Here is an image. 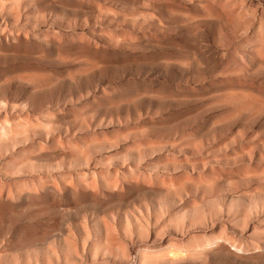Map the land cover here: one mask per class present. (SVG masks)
Masks as SVG:
<instances>
[{"label":"rangeland","instance_id":"obj_1","mask_svg":"<svg viewBox=\"0 0 264 264\" xmlns=\"http://www.w3.org/2000/svg\"><path fill=\"white\" fill-rule=\"evenodd\" d=\"M47 263L264 264V0H0V264Z\"/></svg>","mask_w":264,"mask_h":264},{"label":"bare ground","instance_id":"obj_2","mask_svg":"<svg viewBox=\"0 0 264 264\" xmlns=\"http://www.w3.org/2000/svg\"><path fill=\"white\" fill-rule=\"evenodd\" d=\"M48 112H49V111H48ZM54 113H55V112H54ZM50 114H51L52 116H50ZM50 114L46 113V115H45L46 118H47V117H48V118H49V117H53L52 112H51ZM56 114H57V113H56ZM56 114L54 115V117H55V116H58V115H56ZM48 115H49V116H48ZM82 115H83V114H82ZM19 117H20V116H19ZM84 117H85V116H84ZM46 118H45V120H47ZM55 118H57V117H55ZM8 120H9V119H8ZM54 120H55V119H54ZM78 120H79V119H78ZM78 120H76L77 123H78ZM6 121H7V120H6ZM14 121H15V120H14ZM49 121H51V120L49 119ZM56 121H58V119H57ZM7 122H8V121H7ZM8 123L10 124V123H12V122L9 121ZM8 123H7V124H8ZM27 123H28V122H27ZM52 123H54V122H52ZM10 125H11V124H10ZM67 125H68V124H67ZM11 126H12V125H11ZM11 126H10V127H11ZM27 126H28V125H27ZM42 126H43V125H42ZM12 127H14V126H12ZM43 128H44V127H43ZM2 129H3V128H2ZM5 129H6V128H4L3 130L5 131ZM9 129H10V128H9ZM14 129H15V127H14ZM10 130H11V129H10ZM10 130H9V133H10ZM23 130H24V129H22L21 131H23ZM55 130H56V129H55ZM55 130H53V131H55ZM11 131H12V130H11ZM35 131H36V130H35ZM48 131H49V130H48ZM17 132H18V130H17ZM51 132H52V131H51ZM51 132H50V133L48 132V133L51 134ZM3 133H4V132H3ZM13 133H15L14 130H13ZM13 133L11 132V134H13ZM55 133H56V132H55ZM13 135L16 136L17 134L15 133V134H13ZM52 135H55V134L52 133ZM8 136H9V135H8ZM8 136H7V134H6V137H8ZM15 136H13V137H15ZM50 136H51V135H50ZM50 136H49V137H50ZM11 137H12V136H11ZM117 137H118V136H117ZM8 138H10V136H9ZM56 138H59V139H60L59 136L56 137ZM56 138H54V139L56 140ZM93 138H94V137H93ZM107 140H109V139H107ZM101 141H102V140H101ZM97 142H98V141H97ZM110 142H111V141H110ZM92 143H93V144H92ZM95 143H96V140H95ZM102 143H103V142H100V144H102ZM91 144H92V145H91ZM96 144H97V143H96ZM103 144H104V143H103ZM68 145H69V144H68ZM87 145H89V146H90V145H91V146H94L95 144H94V141H93V142H91V143H89V144H87ZM89 146H88V147H89ZM95 146H96V145H95ZM61 147L65 149V147H63V146H61ZM61 147H58V148H61ZM139 147H140V146H139ZM141 147H142V146H141ZM58 148H56V149H58ZM62 148H61V149H62ZM64 149H62V150H64ZM87 149L91 150V147H90V148H87V147H86L85 151H83V153H84V152H85V153H84V155H82L81 157L85 156L84 158H87V157H86V155H87L86 150H87ZM107 149H108V148H107ZM54 150H55V149H54ZM54 150H48V151L51 152V151H54ZM59 150H60V149H58V151L55 150L57 153H55V151L53 152V153H55V156H54L55 158H56V154H58V153L60 154V153H62V152L64 153V151H66V150H64V151L61 150V152H59ZM77 150H78V149H77ZM87 151H88V150H87ZM44 153H45V152H44ZM65 153H66V152H65ZM68 154H69V153H68ZM68 154H67V155H68ZM76 154H77V153H76ZM85 154H86V155H85ZM38 155H40V154H38ZM38 155H36V156H38ZM60 155H61V154H60ZM60 155H59V156H60ZM74 155H75V154H74ZM74 155H73V158H75ZM42 156H44V155H42ZM38 157H39V156H38ZM57 157H58V156H57ZM109 157H110V156H109ZM48 158H50V156H48ZM79 158H80V156H79ZM79 158H78V159H79ZM51 159H52V158H51ZM53 159H54V158H53ZM75 159H77V158H75ZM108 159H112V156H111L110 158H107V160H108ZM80 160H81V159H80ZM107 160H106V161H107ZM100 161H101V160H100ZM83 162H84V161H83ZM70 163H71V162H70ZM79 163H80V161L78 162V164H79ZM102 163H104V161H103ZM83 164L85 165V163H83ZM96 164H97V163H96ZM81 165H82V164H81ZM101 165H102V164H101ZM108 165H109V164H108ZM86 166H87V165H86ZM110 166H112L111 163H110ZM131 169H132V168H131ZM99 171H100V170H99ZM100 172H101V171H100ZM102 172H103V170H102ZM61 174H62V175H61L62 180H63V178H64V177H62V176H65V175H66V176H65V180H66L67 178L69 179L70 176H71L73 173H70L71 175L68 174V175H70V176H67V174H63V172H62ZM91 174H92V173H91ZM103 174H105V173H104V172L101 173L100 176L103 175ZM98 175H99V173H98ZM50 176L53 177L54 175H50ZM55 176H56V175H55ZM55 176H54V180H55ZM72 176H73V175H72ZM79 177H80V175H79ZM101 177H103V176H101ZM71 178H72V177H71ZM71 178H70V179H71ZM52 179H53V178H52ZM52 179H51V181H53ZM70 179H69V180H70ZM56 180H57V177H56ZM62 180L60 179L61 184H65V183L67 184V183H69V185H70V183H71V181H69V180H68L69 182L63 180L65 183H64V182L62 183ZM73 181H74V180H73ZM73 181H72L71 185L73 184V185L75 186V184H74ZM56 182H57V181H56ZM56 182L53 181V183H55V185H58V186H59V182H57V184H56ZM113 182H114V181H113ZM82 183H83V182H82ZM114 184H116V183L114 182ZM71 185H70V186H71ZM52 186H53V185H52ZM43 187H44V186H43ZM47 187H48V186L45 185V188H46V189H47ZM61 187H62V186H61ZM72 187H73V186H72ZM75 188H76V187H75ZM115 188H116V187H115ZM49 189H50V188H49ZM49 189H48V192H49ZM50 191H51V190H50ZM37 194H38V193H37ZM51 197H52V196H51ZM134 207H135V205H134ZM135 208H137V207H135ZM136 210H137V209H136ZM10 213H11V212H10ZM134 215H135V214H134ZM127 219H128V218H127ZM69 231H70V230H69ZM9 232H10V231H9ZM70 232H71V231H70ZM87 232H88V231H87ZM7 234H8V233H7ZM70 234H71V233H70ZM67 235H68V234H67ZM72 235H73V234H72ZM68 236H69V235H68ZM63 237L66 238L67 236H63ZM90 237H91V236H90ZM67 239H68L67 241L70 240L69 238H67ZM48 247H49V246H48ZM49 249H50V248H49ZM49 251H50V250H49ZM49 251H48V252H49ZM51 251H52V250H51ZM43 256H44V254H43ZM7 257H8V256H7ZM21 257H22V256H20V258H21ZM48 257H49V256H48ZM59 257H60V256H59ZM57 258H58V257H57ZM57 258H56V259H57ZM49 259H50V257H49ZM54 259H55V258H54ZM12 261H13V260H12ZM31 261H32V260H31ZM34 261H35V260H34ZM42 261H43V259H42ZM44 261H45V260H44ZM55 261H56V260H55ZM36 262L39 263L40 261L37 260ZM36 262H34V263H36ZM48 262H49V261H48ZM50 262H51V261H50ZM50 262H49V263H50ZM28 263H31V262L29 261ZM41 263H42V262H41ZM49 263H47V264H49ZM53 263H54V262H53Z\"/></svg>","mask_w":264,"mask_h":264}]
</instances>
